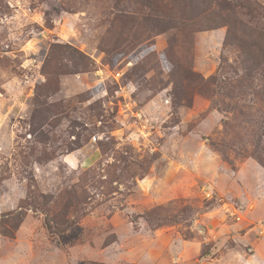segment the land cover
Returning <instances> with one entry per match:
<instances>
[{
	"label": "rangeland",
	"instance_id": "374dc122",
	"mask_svg": "<svg viewBox=\"0 0 264 264\" xmlns=\"http://www.w3.org/2000/svg\"><path fill=\"white\" fill-rule=\"evenodd\" d=\"M263 134L264 0H0V264H264Z\"/></svg>",
	"mask_w": 264,
	"mask_h": 264
},
{
	"label": "trees",
	"instance_id": "16d2710c",
	"mask_svg": "<svg viewBox=\"0 0 264 264\" xmlns=\"http://www.w3.org/2000/svg\"><path fill=\"white\" fill-rule=\"evenodd\" d=\"M209 16H211V15H209ZM208 16V17H209ZM249 45H251V44H249ZM246 48V47H245ZM244 48V49H245ZM259 64H261V63H258V62H254V64H253V68H252V70H251V72H253L254 70L256 71V73L258 74H260V69L263 67L262 65H259ZM258 65V66H257ZM250 72V73H251ZM264 135V134H263ZM262 151H264V147H263V149H262ZM264 153V152H263ZM257 160H258V162H259V164L261 165V166H263L264 167V159H261V158H258L257 157ZM20 222V218L18 217V218H16V223H14L13 225H12V227L13 228H15L17 225H18V223Z\"/></svg>",
	"mask_w": 264,
	"mask_h": 264
}]
</instances>
